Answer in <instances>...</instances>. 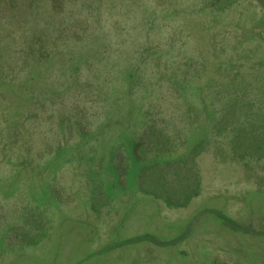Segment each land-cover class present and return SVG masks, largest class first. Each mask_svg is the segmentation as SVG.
<instances>
[{
	"label": "rangeland",
	"instance_id": "1",
	"mask_svg": "<svg viewBox=\"0 0 264 264\" xmlns=\"http://www.w3.org/2000/svg\"><path fill=\"white\" fill-rule=\"evenodd\" d=\"M0 264H264V0H0Z\"/></svg>",
	"mask_w": 264,
	"mask_h": 264
}]
</instances>
